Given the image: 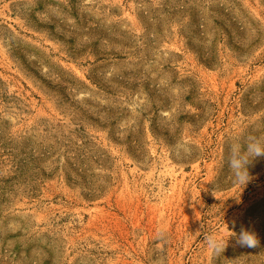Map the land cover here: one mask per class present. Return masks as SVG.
<instances>
[{
  "label": "rangeland",
  "instance_id": "1",
  "mask_svg": "<svg viewBox=\"0 0 264 264\" xmlns=\"http://www.w3.org/2000/svg\"><path fill=\"white\" fill-rule=\"evenodd\" d=\"M250 134L264 0H0V264H264Z\"/></svg>",
  "mask_w": 264,
  "mask_h": 264
},
{
  "label": "clouds",
  "instance_id": "2",
  "mask_svg": "<svg viewBox=\"0 0 264 264\" xmlns=\"http://www.w3.org/2000/svg\"><path fill=\"white\" fill-rule=\"evenodd\" d=\"M260 157H264V136L250 134L242 141L234 140L228 145L226 162L233 185L245 187L251 181L249 166ZM162 234V231H158V235L162 236ZM233 236L241 247L256 248L260 244L257 234L243 227L238 235L234 233ZM229 240L230 238L226 239L220 233L211 232L205 237V245L208 251L221 254L227 248Z\"/></svg>",
  "mask_w": 264,
  "mask_h": 264
}]
</instances>
